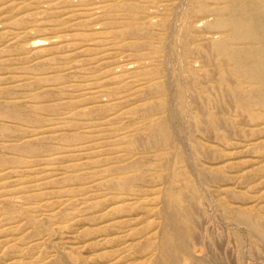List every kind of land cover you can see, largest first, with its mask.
Segmentation results:
<instances>
[{"label": "rangeland", "instance_id": "1", "mask_svg": "<svg viewBox=\"0 0 264 264\" xmlns=\"http://www.w3.org/2000/svg\"><path fill=\"white\" fill-rule=\"evenodd\" d=\"M222 4L0 0V105L21 115L0 116V264H161L170 189L191 199L180 264H264V109L222 79Z\"/></svg>", "mask_w": 264, "mask_h": 264}, {"label": "bare ground", "instance_id": "2", "mask_svg": "<svg viewBox=\"0 0 264 264\" xmlns=\"http://www.w3.org/2000/svg\"><path fill=\"white\" fill-rule=\"evenodd\" d=\"M220 1L223 4L217 9L218 15L214 21V26L222 28L224 30V32H223V36L220 39H218L212 43L213 44L212 46H213V49L219 55L221 61H223L225 63V68L223 70L224 72L222 75V79L224 81L226 80V78L228 77V76L226 77L227 73L228 74L231 73V75H233L235 77V79H236V80L234 79L235 83L228 84L229 91L231 92L230 95H233L235 97V100L241 109H244L247 111V110H249V107H250V117L254 120L255 119L257 120L259 117L262 116L261 110L264 109V0H220ZM197 7L199 9L206 8V6L204 4L197 5ZM134 31H135V28H134ZM204 45H207V44H204ZM206 48H207V46H206ZM186 50L188 52L189 48H187ZM213 58H214V56H213ZM211 60H213V59H211ZM191 80L189 79L188 81L191 82ZM246 84H247V86H244ZM216 86L218 87L217 83H216ZM224 89H225V87H224ZM212 93L215 94L214 92H212ZM230 97H232V96H230ZM234 97L232 99H234ZM226 98H228V97H226ZM222 100L223 99L221 98V102H222ZM227 100L228 99H226V101ZM230 104L232 105V104H234V102H232ZM234 105H236V104H234ZM198 106H200V105H198ZM254 110H257V111H254ZM200 111H202V110L200 109ZM204 114L206 115V112ZM205 115H204V117H205ZM0 116L11 117V118H12V116H16L18 118L21 117L18 110L14 109V108L9 109L8 107H4L1 105H0ZM209 118H210L209 123L213 127H215L217 130H219L220 126H221L220 124H222L219 121L220 116H218L217 114H213V115H210ZM203 121H204V119H203ZM206 121L208 122L207 119H206ZM222 127H224V126H222ZM225 128H226V126H225ZM152 131L154 134H158L161 136L164 144H168V145L171 144L172 139H171L170 131H169V128H168L165 121H163V120L155 121L153 123ZM6 133H4V134H6ZM144 137L146 138V136H144ZM163 143H162V145H163ZM21 145L23 146V144H21ZM140 145H143V142ZM136 146H138V145H136ZM165 146H167V145H164V147ZM196 147L199 148V146H196ZM29 149H30V147H29ZM33 149L35 150L36 148L33 147ZM203 171H205V170H203ZM203 174H206V173L203 172ZM129 179H130V177H127L126 179H124L122 181V183L126 184L127 180L129 181ZM191 183H192V181H189L188 186L192 189ZM191 189H189V190H191ZM190 201H191V199L189 198V195L186 196V193L185 194L182 192L178 193L176 190L174 191V189H170V190H168V192H166V210L164 211L165 223L163 225L164 231L162 232L163 235H161L162 236L161 240L157 244V246L159 247V250L161 252V255H162L161 264H178L179 260L183 259L180 257L179 251H180L182 246H187L185 244L187 242V239H189V238H187V233L183 229V222H190L191 221L192 211L188 207V205L190 206ZM195 201H192V202H195ZM197 201H198V198H197ZM197 207H198V205H197ZM194 208H195V205H194ZM194 210L196 211V208ZM162 218H164V217H162ZM250 219H252V218H250ZM246 220H247V222H250V221H248L249 219H246ZM251 222L253 223V219ZM251 222H250V226H251ZM192 223H194V222H192ZM192 223H191V225H192ZM187 225H189V224H187ZM252 226H254V225H252ZM256 227H259V223L256 224ZM187 229H189V228H187ZM255 232H256V230H255ZM254 234H256V233H254ZM258 235L259 234H257L256 236H258ZM261 240H262V237H261ZM261 245H262V243H261Z\"/></svg>", "mask_w": 264, "mask_h": 264}]
</instances>
